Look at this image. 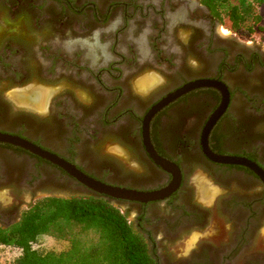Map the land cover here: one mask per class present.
Listing matches in <instances>:
<instances>
[{
    "label": "flooded vegetation",
    "instance_id": "1",
    "mask_svg": "<svg viewBox=\"0 0 264 264\" xmlns=\"http://www.w3.org/2000/svg\"><path fill=\"white\" fill-rule=\"evenodd\" d=\"M66 1L81 12L43 0L46 11L38 15L34 0H0L8 11L1 23H29V36L8 28L1 35L0 133L102 183L157 190L172 176L146 151L143 118L182 85L215 80L229 97L208 148L264 171V45L240 40L200 0ZM71 35L77 41L59 43ZM220 103L217 89L200 88L151 119L152 149L181 173L171 196L145 204L113 199L153 264H264V183L246 167L211 162L201 147L202 130ZM85 190L57 166L0 143V230L40 198Z\"/></svg>",
    "mask_w": 264,
    "mask_h": 264
},
{
    "label": "trees",
    "instance_id": "2",
    "mask_svg": "<svg viewBox=\"0 0 264 264\" xmlns=\"http://www.w3.org/2000/svg\"><path fill=\"white\" fill-rule=\"evenodd\" d=\"M233 32L260 23L264 0H200ZM92 236V237H90ZM43 237L66 243L44 250ZM3 262V263H2ZM0 264H153L144 239L112 199L85 190L68 197H43L24 209L18 222L0 230Z\"/></svg>",
    "mask_w": 264,
    "mask_h": 264
},
{
    "label": "water",
    "instance_id": "3",
    "mask_svg": "<svg viewBox=\"0 0 264 264\" xmlns=\"http://www.w3.org/2000/svg\"><path fill=\"white\" fill-rule=\"evenodd\" d=\"M200 88H215L221 93V103L219 107L215 110V112L208 119L207 123L205 124L202 130L200 137L201 147L206 158H208L211 162H214L216 164L246 167L251 171H253L255 174H257L258 177L264 183V171L261 168H259L255 163L241 157L214 154L208 148V136L215 123L224 113L228 104V97H229L226 87L222 83L215 80H195L182 85L173 92L169 93L154 106H152L151 109L143 118L142 139L146 151L148 152L149 156L157 166H159L167 173H170L172 176V179L168 185L157 190L137 191V190L120 188L102 183L85 175L80 170H78L74 165L70 164L69 162L65 161L59 156L52 154L48 151H45L40 147L34 145L33 143L17 136L0 133V143L19 147L29 152L30 154L37 156L57 166L58 168L63 170L67 175L73 178L76 182H78L80 185H82L89 191H92L93 193L103 195L112 199L136 202L142 204L162 201L168 198L169 196H171L178 189L181 181V173L176 165L159 157L152 149L149 140L150 121L159 111H161L168 104L177 100L181 96Z\"/></svg>",
    "mask_w": 264,
    "mask_h": 264
},
{
    "label": "rangeland",
    "instance_id": "4",
    "mask_svg": "<svg viewBox=\"0 0 264 264\" xmlns=\"http://www.w3.org/2000/svg\"><path fill=\"white\" fill-rule=\"evenodd\" d=\"M49 1L59 3L61 5H63V4L66 5V8H65L66 11L70 10V12H72V13L81 12L79 9H77L78 6H75V7H77V8H75L74 6L71 5V3H68L66 0H45V2H49ZM34 3L40 9L44 5L43 0H34ZM45 11H46V8H42V10H40V11L36 10V13L38 15H40V14H44ZM255 11L261 17L260 23L257 26H254L252 31L243 30L241 32H236L235 34L242 41H254V42H258V43L264 45V6L257 7L255 9ZM7 13H8V11L4 8V6L2 4H0V18H3L4 15H7ZM8 23L9 22L6 19H2V23L0 21V39H1V35H4L7 33V32H5L7 28L9 30L11 29V31L9 32L10 34H14V31H15V32H19L20 36H22V35L23 36H25V35L29 36V34H28L29 23L27 20H25V22L23 20L10 21V23H12V24L9 23V25H8ZM225 26L229 29V23L227 21H225ZM107 29H109V28H105L104 30H107ZM22 31H23V33H22ZM26 31H28V32H26ZM80 37L83 38L84 40H86V38H88L87 36H80ZM77 39L78 38L76 35H71L68 38L60 37L58 41L60 44L63 42L67 43L68 41H70L68 43H71L72 41H77ZM46 42H45V40H39L38 41V39H37V41H36V39H35V43H37V45L39 43L41 44V43H46ZM147 83H148V79H144L139 84V87H140V85L142 87L146 86ZM67 87H68V84L63 85L62 87L58 88L57 89L58 90L57 95L61 94L62 93L61 91H63V90L65 91L67 89ZM69 89H71V91H72L73 88L70 87ZM113 91L115 92V90H112L111 92H113ZM80 95L83 96L85 100L86 99L88 100V97H86L84 94H80ZM17 104H20V103H17ZM28 104H31V103H27V105ZM109 152L115 153V154L123 157V155H121L119 152L115 151L114 149H109ZM197 173L199 174V172H197ZM197 173H196V175H197ZM194 176H195V174H194ZM197 185H198L199 190H201V191L205 190V188L201 184H197ZM198 193H199V191H198ZM21 199H26V197L21 196ZM203 199H205V198H203ZM130 218H132V215H130ZM90 237H92V236H90ZM40 244L42 245L41 247L44 250H53V251H57V252L65 250L67 248L66 243L61 242V241H57V240L50 238V237H43L40 240Z\"/></svg>",
    "mask_w": 264,
    "mask_h": 264
},
{
    "label": "bare ground",
    "instance_id": "5",
    "mask_svg": "<svg viewBox=\"0 0 264 264\" xmlns=\"http://www.w3.org/2000/svg\"><path fill=\"white\" fill-rule=\"evenodd\" d=\"M39 94H40V93H39ZM37 104H38V103H37ZM37 106H40V103H39V105H37ZM204 191H205V190H204ZM206 192H208V191H206ZM206 192H205V193H206Z\"/></svg>",
    "mask_w": 264,
    "mask_h": 264
}]
</instances>
